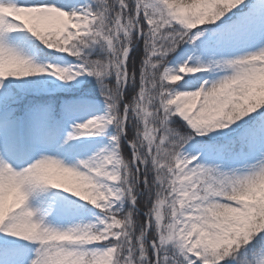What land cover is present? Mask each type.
<instances>
[{
  "label": "snow or ice",
  "instance_id": "6c2138e0",
  "mask_svg": "<svg viewBox=\"0 0 264 264\" xmlns=\"http://www.w3.org/2000/svg\"><path fill=\"white\" fill-rule=\"evenodd\" d=\"M0 264H264V0H0Z\"/></svg>",
  "mask_w": 264,
  "mask_h": 264
}]
</instances>
